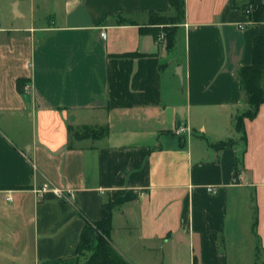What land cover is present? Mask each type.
Here are the masks:
<instances>
[{
	"label": "crops",
	"instance_id": "0c3cea01",
	"mask_svg": "<svg viewBox=\"0 0 264 264\" xmlns=\"http://www.w3.org/2000/svg\"><path fill=\"white\" fill-rule=\"evenodd\" d=\"M47 1L0 0V264L74 263L105 203L131 264H264V103L246 139L236 128L250 107L237 71L264 22L185 0L167 48L140 27L170 0Z\"/></svg>",
	"mask_w": 264,
	"mask_h": 264
},
{
	"label": "trees",
	"instance_id": "16d2710c",
	"mask_svg": "<svg viewBox=\"0 0 264 264\" xmlns=\"http://www.w3.org/2000/svg\"><path fill=\"white\" fill-rule=\"evenodd\" d=\"M171 13L163 14L152 12L149 25L141 26V33L150 32L155 39L165 32V43L167 48H172L175 44V33L177 25L185 17V0H170ZM231 5L240 8L245 14L249 15L251 22H264V3L261 0H231ZM161 25H163L161 27ZM145 53L133 52L119 56H144ZM237 78L240 81L241 90L250 107L237 115L236 128L245 135V118H254L264 103V34L257 35L253 39V61L249 65L240 67L237 71ZM22 80L18 79V89L24 91ZM71 137L93 136L100 137L108 132L107 127L95 130L84 127L82 135L79 130L69 126ZM234 139L223 140L212 143L216 148H226L234 146ZM72 146V144H71ZM242 159L240 161L242 162ZM238 167L236 168V174ZM112 203H105L103 206L102 218L96 222L87 221L77 248L76 258L85 257V264H131L121 255L112 243ZM88 254V256H87ZM62 264V263H59ZM64 264H72V261L65 260Z\"/></svg>",
	"mask_w": 264,
	"mask_h": 264
},
{
	"label": "built area",
	"instance_id": "2783aa9c",
	"mask_svg": "<svg viewBox=\"0 0 264 264\" xmlns=\"http://www.w3.org/2000/svg\"><path fill=\"white\" fill-rule=\"evenodd\" d=\"M0 27H1V18H0ZM159 40L161 41H165L166 39V34L165 32H162L160 35H159ZM29 85H26L25 87V90H28L29 89ZM190 131L189 127H187V125L181 123L178 128H177V132L178 133H184V132H188ZM211 191L213 192H216V189L215 188H209ZM48 190H52L57 196L61 197V198H65V199H71L74 195L73 191H66L64 189H61V188H57V187H52V188H49L48 185H45L43 186L42 189H40L38 192L39 194H42L43 192H46Z\"/></svg>",
	"mask_w": 264,
	"mask_h": 264
},
{
	"label": "rangeland",
	"instance_id": "374dc122",
	"mask_svg": "<svg viewBox=\"0 0 264 264\" xmlns=\"http://www.w3.org/2000/svg\"><path fill=\"white\" fill-rule=\"evenodd\" d=\"M60 5H61V0H48L47 1V7L49 8V10H52L53 12L60 9ZM13 10H14V6H13ZM44 12H45V7H43L41 10V13H44ZM25 21L26 20L18 19V20H16V23L17 24L24 23ZM162 26L163 25H161V27ZM87 256H88V254H87ZM85 262H86L85 257H78L77 260H75L74 263H72V264H85Z\"/></svg>",
	"mask_w": 264,
	"mask_h": 264
},
{
	"label": "water",
	"instance_id": "95a60500",
	"mask_svg": "<svg viewBox=\"0 0 264 264\" xmlns=\"http://www.w3.org/2000/svg\"><path fill=\"white\" fill-rule=\"evenodd\" d=\"M13 11H14L15 16H20L21 15V13L19 12L18 4L17 3L14 5V10ZM178 74L180 76H182L181 67L178 69Z\"/></svg>",
	"mask_w": 264,
	"mask_h": 264
}]
</instances>
